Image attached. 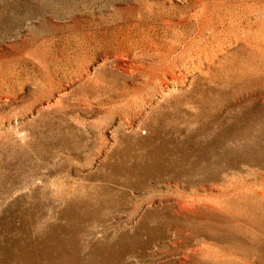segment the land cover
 Returning <instances> with one entry per match:
<instances>
[{"label":"rangeland","instance_id":"obj_1","mask_svg":"<svg viewBox=\"0 0 264 264\" xmlns=\"http://www.w3.org/2000/svg\"><path fill=\"white\" fill-rule=\"evenodd\" d=\"M0 264H264V0H0Z\"/></svg>","mask_w":264,"mask_h":264}]
</instances>
